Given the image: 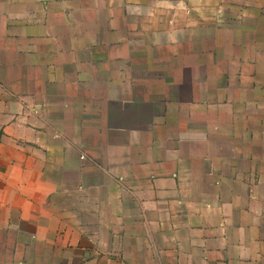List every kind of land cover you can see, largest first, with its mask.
<instances>
[{"label":"crops","instance_id":"0c3cea01","mask_svg":"<svg viewBox=\"0 0 264 264\" xmlns=\"http://www.w3.org/2000/svg\"><path fill=\"white\" fill-rule=\"evenodd\" d=\"M0 264H264V0H0Z\"/></svg>","mask_w":264,"mask_h":264}]
</instances>
